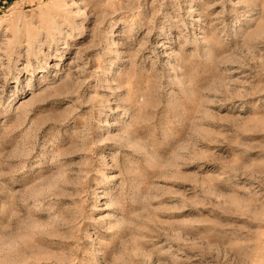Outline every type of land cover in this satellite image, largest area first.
Returning a JSON list of instances; mask_svg holds the SVG:
<instances>
[{
    "label": "rangeland",
    "instance_id": "rangeland-1",
    "mask_svg": "<svg viewBox=\"0 0 264 264\" xmlns=\"http://www.w3.org/2000/svg\"><path fill=\"white\" fill-rule=\"evenodd\" d=\"M0 264H264V0H0Z\"/></svg>",
    "mask_w": 264,
    "mask_h": 264
}]
</instances>
